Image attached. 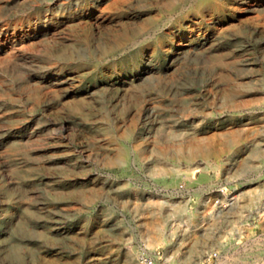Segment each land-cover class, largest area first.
I'll list each match as a JSON object with an SVG mask.
<instances>
[{
  "label": "rangeland",
  "instance_id": "374dc122",
  "mask_svg": "<svg viewBox=\"0 0 264 264\" xmlns=\"http://www.w3.org/2000/svg\"><path fill=\"white\" fill-rule=\"evenodd\" d=\"M141 249L264 264V0H0V264Z\"/></svg>",
  "mask_w": 264,
  "mask_h": 264
},
{
  "label": "built area",
  "instance_id": "2783aa9c",
  "mask_svg": "<svg viewBox=\"0 0 264 264\" xmlns=\"http://www.w3.org/2000/svg\"><path fill=\"white\" fill-rule=\"evenodd\" d=\"M211 256L215 257L216 253H212ZM136 264H155V257L141 249L136 254Z\"/></svg>",
  "mask_w": 264,
  "mask_h": 264
}]
</instances>
